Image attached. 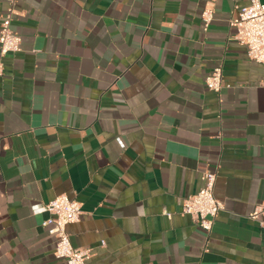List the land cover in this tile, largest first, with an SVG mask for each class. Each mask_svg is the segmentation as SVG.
I'll return each instance as SVG.
<instances>
[{"label": "crops", "instance_id": "0c3cea01", "mask_svg": "<svg viewBox=\"0 0 264 264\" xmlns=\"http://www.w3.org/2000/svg\"><path fill=\"white\" fill-rule=\"evenodd\" d=\"M246 4L15 1L20 50L1 59L0 264H65L41 225L61 194L81 205L66 230L86 264H264V229L249 218L264 205V69L229 25ZM216 67L218 94L204 83ZM204 171L223 202L210 233L180 214Z\"/></svg>", "mask_w": 264, "mask_h": 264}, {"label": "built area", "instance_id": "2783aa9c", "mask_svg": "<svg viewBox=\"0 0 264 264\" xmlns=\"http://www.w3.org/2000/svg\"><path fill=\"white\" fill-rule=\"evenodd\" d=\"M16 0H6V11L0 19V77L4 67L2 58L20 50L21 39L12 29V19ZM213 10L203 9L200 14L204 30L213 20ZM235 30L233 39L246 48L247 57L263 66L264 69V4L260 0H247V4L236 7V16L229 22ZM205 87L219 93L224 87L221 67L213 69L204 79ZM264 86V74L261 81ZM217 173L204 171L200 175L201 188L180 203V214L188 215L205 233H210L218 213L223 209V202L214 196ZM43 210L49 214L41 225L47 228L54 237V256L65 264H86L91 253L88 249L76 248L72 245L66 227L79 220L81 205L65 194L58 195ZM170 216V214H167ZM249 218L257 221L264 229V205L257 207L249 214Z\"/></svg>", "mask_w": 264, "mask_h": 264}]
</instances>
